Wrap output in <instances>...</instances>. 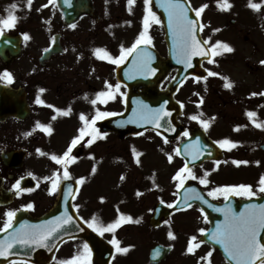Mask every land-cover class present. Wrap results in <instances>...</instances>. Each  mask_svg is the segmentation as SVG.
<instances>
[{"label": "flooded vegetation", "instance_id": "af4514ba", "mask_svg": "<svg viewBox=\"0 0 264 264\" xmlns=\"http://www.w3.org/2000/svg\"><path fill=\"white\" fill-rule=\"evenodd\" d=\"M142 1V4L130 5L131 11L125 8L120 11V16H114L115 11L111 9L113 5L109 4L108 0H91L93 12L74 22L73 19H67L66 11L59 8L56 1L50 3V0H32L29 7L28 0H0V18L7 19L9 15L17 18L15 26L5 29L0 35V39L3 36L10 38L0 42V232L4 231V225L8 220L5 213L8 211L16 213L12 225L19 212H27L33 218H40L51 212L59 202L62 187L66 182L77 185L72 205L86 225L93 216L98 217L97 223L101 224H108L118 218L113 200L115 194L120 195L127 191L120 185H113V163L115 155H120L114 153L113 147L116 143H125L124 153H132L133 147H137L136 143L132 146V140L137 139L136 137L120 138L103 124L107 118L112 117L106 116L97 120L94 125L101 135L93 139L91 131L86 129L87 134L73 148L71 155L77 159L68 165L70 174L68 179L63 178L64 166L58 165L51 156H62L71 146L72 140L80 136V130L85 128V122L80 119L81 114L91 122L97 111L120 114L125 110L130 87L117 80L116 71L131 55L123 63L113 64L107 58L100 59L95 50L105 49L112 57L118 58L122 46L131 47L143 30V20L147 14L145 0ZM187 1L191 8L208 5L201 16L197 17L204 25L201 31L203 42L207 41L210 49L217 41L227 43L233 49L231 52L217 49L219 54L213 55L211 64L216 62L239 66L231 57L237 55L240 50L242 52L240 62L249 67L250 77L244 85L237 81L233 102L234 121L221 123L220 138L216 135L215 139L211 134L210 124L215 126V123H209L207 129L200 122H192L189 126L190 132L195 128H202L213 141L230 139L236 143V147L231 150L221 148L224 156L219 165L211 160L200 166H193L191 169L197 179L188 178L186 181L198 184L216 203L225 202L224 195L209 196L210 191L217 187L241 184L250 185L255 195L251 198L240 195L229 197L233 196L236 200L255 199L264 194L259 190V181L264 176V95H259L264 92V64L261 63L264 61V0H251L253 3L261 4L259 11L248 6L250 0H229L232 7L227 11L220 10L216 0ZM148 5L150 7V3ZM88 7L87 2H79L76 6L86 9ZM157 19L159 22H156ZM73 24L75 28L71 27ZM216 29L219 31H215ZM148 32L152 43L147 46L161 57H167L163 26L158 16L156 19L149 18ZM25 34L30 39L25 40ZM53 45L55 50L52 52L50 48ZM45 49L49 51L46 52ZM246 54H249L251 62L247 60ZM239 69L242 71L244 68L239 66ZM4 72L11 74V82L3 77ZM107 84H111L113 88L108 89ZM117 84L120 85L119 90L113 91ZM166 86L167 82L162 84L160 89H166ZM102 91L113 92L114 98L105 97L102 98L104 102L97 100V103L93 104L92 101ZM252 93L257 95L253 96ZM137 96L140 99L138 93ZM215 98L216 100L208 105V110H213L221 103L222 108L228 103L226 99L219 102V98ZM38 99L41 103H37ZM129 103L135 104L134 96ZM205 106V102L200 104L197 112L200 113ZM69 107L71 112L67 115L56 111L67 110ZM248 112H255L256 116L250 118L246 114ZM38 122L50 126L51 133L38 128ZM257 124L262 126L257 127ZM237 127L239 130H236ZM19 150L25 152L20 169ZM234 161L247 163L236 164ZM139 169L140 165L137 170ZM125 171L126 169H123L120 172L123 177ZM156 171L154 170L153 181H149V175L143 173L137 187L159 191L160 176ZM205 171L209 173L207 177L209 183L201 184L199 179L203 178ZM54 174H58L56 178L60 184L54 193L49 194L52 181L44 178L53 177ZM82 177L83 183H77ZM26 178L29 181L24 183ZM18 180L21 189L31 191L18 192L14 188ZM110 183L111 186L106 190L100 188L102 184ZM84 191H90V194L85 195ZM30 203L34 205L32 209L26 207ZM99 205L103 206L104 211L99 210ZM154 207L155 205L148 213L146 222L148 224ZM123 209L127 211L125 216L133 218L132 221L143 222L144 204L139 206L138 211L133 208ZM65 211L61 212V216ZM194 214L199 220L197 233L190 229L194 223ZM70 215L74 218L71 211ZM174 220L184 224L182 229H172L176 238L186 242V250L182 252V261L179 264H193L195 252H187L189 240L193 235L199 240L203 235L200 229L207 231L209 220L197 206L172 214L163 221L162 227ZM84 244L81 240L65 243L58 251L53 264H60L61 261L71 260L77 256H81L82 264H89L91 257L84 253ZM200 244L209 248L213 259L217 255L220 256L216 249L204 243ZM207 253L198 256L197 261L210 259ZM201 257L205 259L202 260Z\"/></svg>", "mask_w": 264, "mask_h": 264}, {"label": "snow or ice", "instance_id": "6c2138e0", "mask_svg": "<svg viewBox=\"0 0 264 264\" xmlns=\"http://www.w3.org/2000/svg\"><path fill=\"white\" fill-rule=\"evenodd\" d=\"M135 0H128L129 5H132ZM32 0H28L29 7L31 6ZM50 3H55V0H50ZM150 0H145V4H149ZM217 7L222 11L230 10L232 4L229 0H216ZM168 12L169 15V27L173 30L174 35V44H175V55L177 62L185 65L186 67H191L192 57L194 56H205V55H217L219 54L216 50L223 49L224 51L231 52L233 49L227 44L217 41L215 45L212 46L211 49L207 48V41L201 42L200 39L197 38V31L203 30L204 25L200 23L198 19H194L189 16V8L190 5L186 3V0H166V2L162 5ZM253 10L259 11L261 8V4L249 2L248 5ZM15 7V5H13ZM47 7V5H45ZM208 7L207 4L200 6L199 8H191V11L195 13L196 17H200L201 14ZM131 11V8H129ZM156 19L155 13L152 12L151 8L147 9V14L143 20V30L139 33L138 38L131 45V47L124 48L121 47V54L118 58L112 57L105 49H96L95 52L100 59H109L113 64H121L123 63L129 55L135 53V57L133 60V64L137 73L142 75H151L154 74L156 69L151 66L152 55L151 53L145 50V47L152 43V38L149 35V18ZM17 18L14 15H9L7 19L0 18V35L3 34L5 29H11L15 26ZM156 22H159L158 19ZM71 27L75 28V25H71ZM215 31H219L216 29ZM24 39L28 40L30 37L25 34ZM55 40V38H53ZM45 51H49V49H45ZM264 64V61H261ZM209 76H217L219 75L216 72H209ZM3 77L7 78L9 82L12 81V76L8 72L3 73ZM201 79L197 77V80ZM206 79V78H204ZM226 83L225 87L231 88L233 85L231 82H228V78L224 77ZM108 89H112L113 86L111 84L106 85ZM120 85H115V89L113 91H118ZM41 91H44L41 89ZM198 95V94H197ZM253 96L257 95V93H252ZM259 95H264V92ZM114 98L113 92H99L97 94V98L92 101L93 104L97 103V100L104 102L102 98ZM37 103H41L38 99ZM200 104L203 103V98L201 97ZM53 107V106H50ZM57 112H61L64 115H67L71 112V108L69 107L67 110L56 109ZM248 117H255V112L246 113ZM116 113L112 112H100L97 111L95 117L89 122L86 117L81 114L80 119L85 122V128L80 130V136L76 137L72 140L71 146L63 153L62 156L52 155L51 159L55 161L58 165H63V178L68 179L70 177L68 171V165L77 159V157L71 155L73 148L79 143L80 139L87 134L86 129L90 130L93 134V139L96 136L101 135L99 130L94 127L97 120L103 119L106 116H113ZM139 119L144 120L148 123L154 124L156 127H160V121L162 118L170 116V112H168L165 108L161 107L159 109H149L147 105H143L142 110L139 113H135ZM202 115V114H201ZM55 119V117H53ZM193 120H199V122L203 125L205 129L209 127L210 121L201 120L199 116L193 115L191 117ZM213 119H215L213 117ZM257 127H261L262 125L257 124ZM37 127L42 129L47 133H51L52 129L50 126H46L43 124L37 123ZM236 130H239L237 127ZM106 135V134H105ZM185 136H188L189 133L185 132ZM167 142V140H165ZM91 143V141H88ZM199 140H197V144H199ZM220 148H225L231 150V148L236 147V143L230 139H221L216 142ZM39 151V149L37 150ZM176 154L180 155V149L177 148ZM185 152L189 153L193 160L199 158L201 156V151L195 146H186ZM139 156V153H136ZM169 161L171 162L172 156H168ZM139 163V159L136 161ZM236 164L247 163V161H234ZM216 164L219 165V161H216ZM95 172V168H93V173ZM31 175V173L29 174ZM209 173L205 171L203 178L199 179L201 184H208L209 181L207 179ZM58 174H54L53 177H45V180H51V187L49 189V194L54 193L60 184L58 178H56ZM123 179V177H121ZM197 179L192 169L188 167V164L185 163L183 167H181L173 177L174 180L179 182L178 186L183 187L186 179ZM84 178H80L77 183H83ZM260 192H264V176L261 177L260 181ZM14 188L19 191H31V189H21L20 181L18 180L14 185ZM71 188H69V192L71 193ZM194 189H188L189 193L194 192ZM140 193H137L139 195ZM216 194H223L225 200L229 198L230 195H240L246 197H253L255 192H253L252 187L250 185H238L231 187H217L213 191L208 193L209 196H215ZM192 198L189 196H185V206L191 207V204L187 203V201ZM195 199L203 200L202 196H195ZM103 199V198H102ZM163 202V201H161ZM206 202V201H205ZM26 207L28 209H32L34 207L33 204H27ZM168 207H173L172 204H169ZM217 211H221V209H217ZM225 212V223L223 225H217L216 230L211 233L210 239L215 241L218 244L223 245L224 251L229 257L230 261H233L234 264H264V242H262L261 232H264V205H246L245 211L240 213H235L231 208L223 210ZM8 217L4 225V231L12 227L13 218L16 216L14 211H8L5 213ZM98 217L93 216L90 221L86 222L89 228L94 229L100 235H103L105 232L115 233V231L122 226L123 222H131V216H125L120 214L119 217L114 221L108 223L106 226L102 224H98ZM72 222V216L68 214L67 210L65 211L62 217H57L53 221H47L42 225H28L26 222L21 224L19 229L13 232L7 239L0 241V257H7L11 254L14 245H29V244H40L43 245L45 241L49 240V238L53 237L64 225H67ZM138 222V221H137ZM200 232L204 234V229H200ZM170 238H175L173 233L169 232ZM197 241V237L193 235L188 243L187 252L193 253L195 248L200 246V241L198 243H193ZM113 245L116 246V250L120 253H127L128 247H121L120 241L116 239L115 235H113V239L110 241ZM46 246V245H45ZM84 253L87 254L88 257L91 255V250L87 243L83 245ZM156 255H159V251L157 250ZM212 252L209 251L207 253V257H211ZM201 259H205V257H201ZM60 264H82L81 256L74 257L71 260L61 261ZM90 264V262H89ZM209 264L211 262L209 261Z\"/></svg>", "mask_w": 264, "mask_h": 264}, {"label": "rangeland", "instance_id": "374dc122", "mask_svg": "<svg viewBox=\"0 0 264 264\" xmlns=\"http://www.w3.org/2000/svg\"><path fill=\"white\" fill-rule=\"evenodd\" d=\"M99 1V0H98ZM125 0H118L113 2V0H108V3L113 5L111 9L115 11L114 16L119 15L120 11L123 10L124 2ZM143 3L142 0H135L134 3L138 4ZM107 4V3H105ZM100 11V9H99ZM241 54L242 52L238 50L237 55H233L231 57V60H234L240 67L244 68L242 71H247L246 73L248 76L244 73H242L241 69H239L236 64H220L219 65H211L207 66L205 68L208 69L209 72H216L219 75L217 76H211L210 81L203 82V83H196L192 82L194 80H189L185 86L183 87L182 93H180L178 97V101L183 103L185 106L184 109V115L181 119V122L188 126L192 125V122H199V120H193L191 117L193 115L199 116L201 120L210 121V123H215V126L210 124L211 126V134H213V137L216 139V135H219L220 133V127H222L221 123L227 122H233L234 121V87L232 86L230 89L225 87V84H222L223 87L220 85V78L227 77L229 81L234 82L236 80H241L242 85L246 84L247 77H250L249 73V67H245V64L241 61ZM244 56V54H243ZM247 60L251 62V59L249 57V54H246ZM255 66L254 64H252ZM243 75V76H242ZM246 79V80H245ZM245 80V81H244ZM198 94V95H197ZM201 97L203 98V102L206 103V106L202 109L203 113L198 114L196 104L199 103ZM219 98V102L228 101L227 104H224L221 108V104L217 105L213 110H208V105L216 100V98ZM221 100V101H220ZM218 101V100H217ZM217 102L215 103V105ZM223 115V117H222ZM226 116V119H225ZM213 117L215 119H213ZM220 138V135H219ZM182 140V139H181ZM132 146L134 143H136L137 147H133L134 150L132 153H124V148L126 147L125 143H116L113 147L114 153L117 152L120 155H115V162L113 163V185H117L118 174L123 170L125 171V177L124 181L120 182L121 188L125 191L128 190L127 193L124 194H115V198L113 200V203L115 204L116 209V216L120 214H127V211L123 208H135L138 204L142 205L144 204L145 209L143 211V222L138 224H131V225H125V223L120 226L115 233L106 232V238L111 241L113 239V235H115L116 239L120 241L121 247H128L129 250L133 248V250H130L128 253H120L117 251V257L116 262L114 264H148L147 256L149 249L157 243H161L164 245H173L174 246V252L169 258V261L165 264H179L182 261V252L186 250V242L183 239H173V238H167L166 233L168 232V228L171 226L173 230L175 229H182L184 228V224L179 220H174L170 225H165L162 229L153 230L148 226L147 218L148 213L150 209L155 205L157 201L168 202L170 191H172L173 185L175 183V180L172 179V174L174 172L173 168L171 167L172 164L175 168V171L177 172L181 168L182 162L180 160H177L176 162V148H177V142L170 144L169 142H165L164 139H162L160 136L153 132H147L141 137L132 140ZM179 142V141H178ZM174 149V150H173ZM148 151L150 152V157H148ZM158 152V153H157ZM136 153H139V156L136 155ZM157 153V154H156ZM160 153V155H159ZM174 153V154H173ZM125 154V155H123ZM172 156V160L174 163H169L167 160L168 156ZM137 159H139V163H137ZM143 164L141 169H138V166ZM154 170H157L158 175L161 177V183L163 186L159 185V191L154 192L152 190L144 189L141 187H137V183L140 181L141 176L143 173H146L149 175V181L154 180L153 172ZM171 170V173H170ZM152 173V174H151ZM151 174V175H150ZM148 178V177H147ZM159 179V177H158ZM178 182V181H177ZM179 184V183H178ZM137 187L138 190L134 192L133 194L129 193V190L133 186ZM111 186L110 184H102L100 188L107 189ZM108 191V190H107ZM98 192V191H97ZM133 192V191H132ZM163 192V193H162ZM85 195L90 194V191L86 192L84 191ZM137 193H140L137 195ZM106 195V194H105ZM103 195V196H105ZM83 196V200H84ZM93 206V205H92ZM121 206V207H119ZM123 207V208H122ZM102 209L104 211V208L102 205H99V210ZM108 209V208H106ZM143 210V209H142ZM136 212V211H135ZM138 213V212H137ZM139 214H141L139 212ZM146 218V221L144 219ZM197 216L194 214L192 227L190 229H193L195 233H197V228L199 226V220H197ZM106 221V220H105ZM183 224V225H182ZM199 249L195 252L199 255H203L205 252H209V248L201 245L198 247ZM210 259L206 258L203 260L201 264H209V261L211 264H223L218 257L214 258L209 257ZM214 260V261H212ZM193 264H199L197 261V258L193 257Z\"/></svg>", "mask_w": 264, "mask_h": 264}, {"label": "water", "instance_id": "95a60500", "mask_svg": "<svg viewBox=\"0 0 264 264\" xmlns=\"http://www.w3.org/2000/svg\"><path fill=\"white\" fill-rule=\"evenodd\" d=\"M166 2V0H153L154 7L152 8L153 11L159 13L161 17L163 18L165 22L166 27V38L167 41H170V35L172 33V28L169 27V15L165 7L162 5ZM81 10H76L74 13H69L68 16L70 18H76V16H79L81 14ZM73 14V15H71ZM170 54L169 59L167 61L161 62L160 64L156 65V69L160 70V77L155 81V84L157 85V82H160L164 80V78L167 76L168 72L172 69L176 68L178 71L177 77L173 80L172 84L170 85V88L172 91H167L162 93L161 95H157V90L151 89L150 93H147V90H144L143 96L145 98H149L152 100L156 99V109H159L161 107L165 108L168 112H170V116L164 117L160 121V127H156L152 123H148L144 120L139 119L137 116H135L134 112H128L125 115L116 117L113 120V128L120 134H139L143 132L146 129H154L157 130L159 133H161L163 136L169 139H175L178 138L183 132V127L179 124L177 118L181 115V107L179 104H177L174 101V94L179 89L182 82L189 76H196L204 78L206 76L205 71L202 69L200 64H191V67H186L183 64H173V58L171 55V49L169 47ZM121 72V71H120ZM119 72V73H120ZM156 73V71H155ZM154 96H157L154 98ZM168 100L166 102L165 100ZM200 135L202 139L204 140V134L201 131H196L194 134V137ZM189 144L196 145L195 143H192L191 140H187L184 142L180 147V154L184 156L186 160H188V153L185 152L186 146H189ZM185 193V190L183 191ZM252 205H264V197L260 198L257 201H253ZM168 212L164 210L159 218L152 220L153 226H158L159 222L162 217L167 216ZM47 219V217H46ZM46 222L45 218L37 221V222H31L28 225H42ZM23 224L21 220L17 221V225L12 227V230L19 229L20 225ZM11 230H8L7 232L0 234V241H3L2 236L9 237L12 233ZM261 237L264 238V232H261ZM73 239H83L85 240L89 247L92 250V259L95 264H111L112 258L114 256V249L111 245H109L107 242H105L102 238L94 234L90 229H88L86 226L83 225L82 222L78 220L76 224L72 225H66L64 228H61L56 234H54L53 237L49 238V240L45 241L43 245L40 244H29V245H21L16 244L14 245V248L11 252V254L7 257H0V264H9L10 262H26L29 264H51L57 250L59 247L68 240ZM203 240L209 241L208 237H204ZM211 242V241H209ZM262 242H264V239H262ZM215 246H217L224 256L227 258V260L234 264L233 261H230L229 257L227 256L226 252L224 251L223 245L218 244L216 242L213 243ZM46 245V246H45ZM157 250L159 251V255H156ZM170 249L165 247H156L152 250L151 253V261L153 264H157L160 261L165 260L166 256L170 253Z\"/></svg>", "mask_w": 264, "mask_h": 264}]
</instances>
